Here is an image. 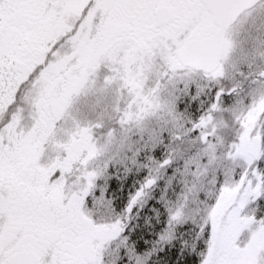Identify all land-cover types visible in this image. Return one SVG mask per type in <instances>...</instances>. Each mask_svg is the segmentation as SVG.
Returning <instances> with one entry per match:
<instances>
[{
    "label": "snow or ice",
    "instance_id": "obj_1",
    "mask_svg": "<svg viewBox=\"0 0 264 264\" xmlns=\"http://www.w3.org/2000/svg\"><path fill=\"white\" fill-rule=\"evenodd\" d=\"M0 264H264V0H0Z\"/></svg>",
    "mask_w": 264,
    "mask_h": 264
}]
</instances>
